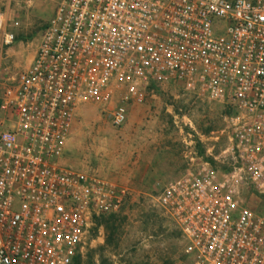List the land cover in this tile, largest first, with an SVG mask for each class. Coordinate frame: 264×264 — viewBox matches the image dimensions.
<instances>
[{
	"label": "built area",
	"instance_id": "obj_1",
	"mask_svg": "<svg viewBox=\"0 0 264 264\" xmlns=\"http://www.w3.org/2000/svg\"><path fill=\"white\" fill-rule=\"evenodd\" d=\"M6 20L0 11L8 46ZM0 74L8 81L7 67ZM10 82L0 95V264L83 255L96 220L129 190L61 163L76 113L118 97L111 126L121 128L125 105L152 86L230 109L214 158L227 169L190 157L156 200L186 264H264V0H61Z\"/></svg>",
	"mask_w": 264,
	"mask_h": 264
},
{
	"label": "rangeland",
	"instance_id": "obj_2",
	"mask_svg": "<svg viewBox=\"0 0 264 264\" xmlns=\"http://www.w3.org/2000/svg\"><path fill=\"white\" fill-rule=\"evenodd\" d=\"M60 1L0 0L6 30L15 37L6 46L0 33V67L9 69L8 81H2L0 74V95L31 63ZM13 22L18 27L12 28ZM178 96L174 88L152 86L142 104L125 105L127 121L118 129L111 126L112 112L120 105L118 97L106 107L88 104L79 108L61 163L126 187L129 196L116 214L96 220L84 253L74 264H186L179 231L156 202L168 183L159 176L141 177L144 168H139V157L145 153L152 159L153 155L157 175L162 173L165 178L177 163L183 175L190 157L224 171L227 166L214 158L219 159L227 145L226 135L220 133L230 109Z\"/></svg>",
	"mask_w": 264,
	"mask_h": 264
},
{
	"label": "crops",
	"instance_id": "obj_3",
	"mask_svg": "<svg viewBox=\"0 0 264 264\" xmlns=\"http://www.w3.org/2000/svg\"><path fill=\"white\" fill-rule=\"evenodd\" d=\"M126 109L129 110L128 105L126 106ZM145 158L148 159V157L144 153L143 158L139 157V161H138L139 168H142V167L144 168L142 169V171H140L141 177L150 176L153 179H155L156 176L157 177L159 176L161 181L169 183V182H172L178 179L183 173L182 167L180 166V164L177 163L176 168L174 170H170V172L166 174V178L162 176L163 175L162 173L157 175L156 159H154L155 157L152 155V159L149 158L148 160H146Z\"/></svg>",
	"mask_w": 264,
	"mask_h": 264
}]
</instances>
